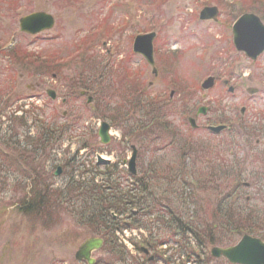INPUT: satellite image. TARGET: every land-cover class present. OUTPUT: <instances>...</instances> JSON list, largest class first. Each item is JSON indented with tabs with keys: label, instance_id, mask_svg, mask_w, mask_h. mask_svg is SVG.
Segmentation results:
<instances>
[{
	"label": "rangeland",
	"instance_id": "obj_1",
	"mask_svg": "<svg viewBox=\"0 0 264 264\" xmlns=\"http://www.w3.org/2000/svg\"><path fill=\"white\" fill-rule=\"evenodd\" d=\"M228 1L237 14L258 10L264 21V0ZM215 2L217 0H0V90L6 100L0 105H7L5 110L0 108V264H86L78 261L75 253L85 240L99 235L74 223L64 207L51 209V213L48 210V214H42L46 217L37 218L26 215L20 206L41 175L48 180L53 178L56 187L64 184L70 169L58 176L54 172L84 143L91 149L79 150L78 156L86 163V172L82 174L77 170L74 174L88 178L93 172L102 171L104 166L99 169L92 166L96 154L100 153L117 163L116 177L123 184H127L123 181L127 180V161L133 145L137 146L140 175L143 169H149L154 156L156 165L163 164L164 158L174 160L173 163L177 159H180L179 163H190L193 151L205 154L213 151L212 160L225 161L232 171L231 178H235L234 174L239 170V167H232L237 164L232 161H246L249 165L246 171H239L241 177L237 184L241 186L234 187L244 191L241 197L233 194V187L226 190L212 189L211 186L197 189L200 209H197L196 221L200 225L195 231L202 241L207 238L204 234L214 233L216 242L213 244L220 246L236 243L245 230L264 232V196L262 191L260 194L255 189L257 184L264 186V53L252 61L233 48L230 13L225 8L222 22L200 19L202 8ZM41 10L55 16V27L38 35L21 32L19 19ZM151 29L157 32L154 41L157 75L153 74L146 59L133 50L134 37ZM18 45L42 58H50L45 62V68L51 73L12 60L8 51ZM57 69L58 73L53 71ZM90 69L112 76L116 72L118 75L112 78L115 88L118 86L116 79L127 74L120 73L130 72L132 77L128 74V81L131 84L137 82L145 92V98L162 102L165 99V115L172 129L182 132L178 140L186 147L178 151L157 149L162 152L153 154L155 149L152 146L126 139L124 129L113 122L112 141L103 144L98 129L101 121L106 120L101 115L105 110L102 109V113L97 111L94 103L88 104L86 97H80L79 90L77 94L72 93L68 86L80 71ZM213 74L220 75L216 86L203 90L202 81ZM227 78H232L231 83L235 84L234 93L223 84V79ZM109 83L105 88L107 92L115 90ZM251 87L258 89L253 95L247 90ZM48 89L56 90L58 97L52 99ZM172 90L175 91L174 97L170 96ZM118 94L117 91L115 96ZM201 105L210 107L207 114L197 113ZM242 107L246 109L243 114ZM15 109L30 111H18L17 116L24 113L26 126L15 128L14 121H10L8 116ZM65 111L69 113L66 117L63 116ZM71 114L75 115V123L71 121ZM189 115L196 117L198 128L189 125ZM56 119L60 123H69L67 132L51 137L44 144L33 142L32 145L28 137H37L42 133L40 127L54 123ZM226 120L237 122L232 125H243L248 136L244 139L238 129L214 135L207 128L209 123ZM123 139L126 141L124 145L121 144ZM190 142L193 144H188ZM162 188L155 190L164 193ZM246 195L250 196L249 200ZM167 202L175 212L183 215L175 209L177 204L171 200ZM224 212L234 227L223 226L226 221L222 216ZM162 229L160 238L168 239L172 231ZM136 232H130L128 243L119 236L128 251L127 257L142 264L147 258L140 250V243L148 239L145 235L148 232ZM188 236L191 239V235ZM190 245L194 250L189 248L187 252L174 241H168L167 247H153L151 254L158 256L155 264H195L188 260V255L201 251L193 240ZM214 245L201 249L208 253ZM93 256L100 264H117V258L107 248L95 251ZM205 259V262L209 261ZM213 264L229 263L217 259Z\"/></svg>",
	"mask_w": 264,
	"mask_h": 264
},
{
	"label": "trees",
	"instance_id": "obj_2",
	"mask_svg": "<svg viewBox=\"0 0 264 264\" xmlns=\"http://www.w3.org/2000/svg\"><path fill=\"white\" fill-rule=\"evenodd\" d=\"M217 2L225 8L228 13L233 16L237 14L235 8L231 6V3L222 2L220 0ZM255 11L258 13V10ZM8 55L15 62L27 63L41 69L44 68L46 73H51L49 68H45V62L50 59L48 57L42 58L40 54L38 56L34 52L23 49V47L19 45L8 51ZM53 71L58 73V69ZM115 73L116 72H113L112 76L104 72H94L92 69L87 72L83 70L79 72L78 76L72 78L73 83L68 86L72 90V93H76L77 90H86L87 93H91L94 96L93 103L97 111L101 112V110L104 109L105 113L101 112V115L105 119L110 120V122H113L114 125L122 127L124 129L125 138L132 139L143 145L147 143L149 137V144H153L155 147L164 145V135L170 134L172 137L174 135L173 139L177 142L178 140L175 137L171 123L165 115V99L164 102H162L159 101V99L153 100L149 99V97L145 98V92L137 85V82L131 84L130 81H128V77L131 76L130 72L120 73L123 75L127 74L120 77L119 80L116 79L118 86L115 88L114 80L112 79L113 77L116 78L115 76L118 75ZM72 79H70V81ZM109 82L112 83L111 88H115V90L107 92L105 88H107ZM120 84L123 85L120 86ZM117 91L119 94L115 96ZM4 101L6 100L3 96V90H0V104ZM101 102H105V105H101ZM1 107L5 110L7 105H0V108ZM174 111H176V108ZM15 112L16 111H14L12 115H9V118L15 123V128L26 126L25 120H23L24 114L17 116ZM27 112L30 111H26L25 113ZM74 116L75 115L71 114V121H73V123L76 121ZM63 122L60 123L59 120L56 119L54 123L40 127L42 130L41 134L37 137H28L31 144L33 145V142L44 144L48 142L51 137H59L64 132L66 133L70 125L67 121ZM175 140H173L174 147L172 149L178 151L186 147L185 144L176 145ZM80 147V149H82L88 148L89 146L84 143ZM80 149H78L73 157L66 158L64 161V169H70L69 178H67L65 183L56 187L53 178L48 180L41 175V179L39 178L40 181H36L31 191L32 194L30 193L29 195L27 193V195H25L22 201V212L29 217L39 218L43 216L46 217L42 214L47 213L46 211L48 210H50L51 213V209L64 207L67 214L74 220V223L89 229L93 234L103 237V247L107 248V251L112 254L113 257L117 258V264H138L135 260H131L130 257H127L128 251L125 245L120 243L117 231L130 227L143 226L149 231V243L155 246L158 244L160 245V242L164 241V239L160 238L163 230L162 228L167 231H172V236H176L179 230L174 228V226H172L173 224L180 220L187 223L184 224L187 226L198 219L197 210H193V198L194 192H196L199 187L201 190L206 189V186H211L212 189L216 187V189L220 190L233 187L234 190L235 185L237 188L241 186L240 183L237 184L241 176L239 171L244 172L247 166H249L246 161L242 162L238 160L237 164L234 165V169L239 167L238 173L234 174L235 178H231L230 175L232 171L227 170L225 161L223 163H219L218 160L214 162L211 158L212 152L210 153V151L209 154L202 153V151L200 153L198 151H193L194 154L192 152V154H190V160L192 161L190 163H179L180 159H177V162L174 163L168 162L156 165L155 160H153L149 166L150 170L146 168L141 171L142 175L145 177L149 175L147 180H145L144 176L138 175L134 177L135 183L122 184L121 179L118 176L116 177L118 172L116 170L117 164L104 165L102 171L99 173L92 171L93 176L88 178L77 177L74 174L77 170H81L82 174L86 172V163L81 161L78 157ZM157 151L158 150H154L155 153L153 154H157ZM153 158H155V156ZM83 165L84 169H81ZM92 166L93 168H100V165L97 163H92ZM224 181H227V183L225 184ZM152 182L158 185L155 184L154 186ZM161 184L165 186L162 188ZM257 185H255V189L259 191L260 194L262 191V196H264V186H262L261 183ZM160 188L165 189L163 190L164 193L155 190ZM169 190L174 192V194L169 193ZM161 198L168 201L174 198V203L182 208L181 214L183 215L181 216L177 212H175L174 215L173 213L168 215L160 212L158 207L161 206L159 202ZM177 198L180 199L179 203ZM169 205L171 204L169 203ZM222 216L226 219L227 213L224 212ZM195 230L196 229L192 228H184L182 233L184 236L190 232L195 233L194 236L197 237L198 234H196L197 232ZM214 241L215 240L205 243ZM200 245L201 247H205L204 243ZM142 264L147 263L143 261Z\"/></svg>",
	"mask_w": 264,
	"mask_h": 264
},
{
	"label": "water",
	"instance_id": "obj_3",
	"mask_svg": "<svg viewBox=\"0 0 264 264\" xmlns=\"http://www.w3.org/2000/svg\"><path fill=\"white\" fill-rule=\"evenodd\" d=\"M218 8L205 7L201 11L202 19H215L217 20ZM55 23L54 17L43 11L33 12L25 15L20 19L21 30L30 33H38L42 30L51 28ZM155 32L138 35L134 42V50L142 53L144 57L153 65V70L156 72L154 67L153 57V40ZM233 40L238 50H243L246 54L257 59L262 52H264V24L258 16L254 13L243 14L233 25ZM215 78L213 76L208 77L202 84L205 89H208L214 85ZM250 92L256 91V89H250ZM48 93L52 97H56V92L49 89ZM92 98L89 97V101ZM200 112H206V108H201ZM191 124L196 126L194 118H190ZM110 125L108 122H103L99 130L101 141L107 143L110 141L109 136ZM212 130L218 132L225 128L224 125L210 127ZM133 155L129 161V169L131 172L136 173V157L137 149L133 148ZM99 162H107L108 160L98 155ZM60 168L58 169V172ZM57 172V173H58ZM102 238H91L85 241L76 253L78 259H86L89 264L94 263V258L91 256L93 250L98 249L102 246ZM213 253L216 255L224 254L232 263L239 264H264V242L261 239L253 238L249 235H245L236 245L221 248H213Z\"/></svg>",
	"mask_w": 264,
	"mask_h": 264
},
{
	"label": "flooded vegetation",
	"instance_id": "obj_4",
	"mask_svg": "<svg viewBox=\"0 0 264 264\" xmlns=\"http://www.w3.org/2000/svg\"><path fill=\"white\" fill-rule=\"evenodd\" d=\"M223 84H224V86L226 87H228V90L230 89V86H231V83H230V80H228V79H223ZM232 85H234L235 86V84H232ZM235 89L236 88H234V89H232L231 91H235ZM230 91V90H229ZM174 95L175 94H170V96L171 97H174ZM209 109H210V107L209 106H207ZM232 123H234V124H236L237 122H232V121H230V122H228V123H224V124H227L228 125V128L226 129V130H223V131H221V132H219V133H213L214 135L215 134H219V135H221L224 131H231V130H234V129H238V130H240V134H242V133H244V127H243V125L241 126L240 124L239 125H235V126H233L232 125ZM210 124H212V123H210ZM213 124H215V123H213ZM209 126V124L207 125V127ZM232 127H233V129H232ZM248 131H246V133H247ZM174 134H175V137H176V139L178 140L179 139V137H182V135L183 134H181L180 132H178V131H174ZM245 135V134H244ZM174 138V137H173ZM246 137L244 136V139H245ZM0 140H1V137H0ZM173 140H175V139H172V140H168V141H166L165 142V146H161V149H163V148H166V149H172L173 147H174V145H173ZM175 142H176V140H175ZM182 141L181 140H178L177 142H176V145H181L182 143H181ZM173 145V146H172ZM176 147V146H175ZM214 150V149H213ZM7 154H8V152L7 151H5ZM169 160V161H168ZM5 161V160H4ZM3 162V161H2ZM168 162H172V160H170V159H168V158H164L163 159V163L165 164V163H168ZM151 163V162H150ZM149 176V175H148ZM241 177V176H240ZM240 177H239V179H240ZM247 185V184H246ZM256 192V191H255ZM172 194H174V192H171ZM244 193V191L243 190H237V189H235L234 191H233V194L234 195H236V196H242V194ZM245 198H246V200H249V198H250V196H245ZM171 201H172V203L174 202V198H171L170 199ZM177 200H178V203L180 202V199H178L177 198ZM251 200V199H250ZM193 202H194V205H193V210H197V208H198V204H199V201H198V196L196 195V193L194 192V198H193ZM20 206H22V204H20ZM164 208H169V210H168V212H170V213H173V212H175L174 211V208L172 209L171 207H164ZM163 208V209H164ZM179 208V209H178ZM175 209L176 210H178V212H182V208H180V206H175ZM226 213V212H225ZM230 220H231V218L228 216V214H227V216H226V221H225V223H224V227H230V226H232V227H234L233 226V223H231L230 222ZM200 223H198V221H195L194 223H191V224H188L187 225V227H185V225H184V222H182V221H180L179 220V222H177V223H175V224H173L172 226H174V228H176L177 230H179L178 231V234H179V236H180V238L181 239H184V238H182V230L184 229V228H187V229H190V228H192V229H195L192 225H195V227L196 226H198ZM217 225H215V227H216ZM251 235V236H253V237H258V238H260V239H262V240H264V232H260V233H257V232H253V231H249V230H245L243 233H242V235H241V237L242 236H244V235ZM193 235H195V233H193ZM204 236L205 237H208L209 239L207 240L206 239V241H202L203 239H200V238H198V237H196L195 238V240H196V242L197 243H201V244H203L204 243V246L205 247H208L209 245H210V243H205V242H208V241H213V237H214V233H206V234H204ZM180 238H178V239H176V243L177 244H180V242H179V239ZM205 239V238H204ZM234 244V243H233ZM208 245V246H207ZM228 245H232V244H228ZM150 253H151V250H150ZM159 254V253H158ZM156 257H157V255H155ZM154 257H152V258H150L151 260L153 259ZM205 258H208V260L209 261H207V262H205L207 259H205ZM150 259H147V262L146 263H148V264H150L151 263V260ZM191 259H193V260H191ZM217 259H219L220 261H228L224 256H222V255H220V256H216V255H214L213 253H212V250L210 249V252H208V253H206L205 252V249L204 250H201V253L200 252H197V253H193V254H189L188 255V260H190V261H194V263L195 264H213V262L214 261H216ZM185 262H183L182 264H184ZM11 264H15V263H11Z\"/></svg>",
	"mask_w": 264,
	"mask_h": 264
}]
</instances>
